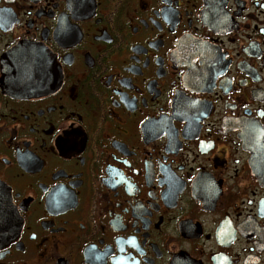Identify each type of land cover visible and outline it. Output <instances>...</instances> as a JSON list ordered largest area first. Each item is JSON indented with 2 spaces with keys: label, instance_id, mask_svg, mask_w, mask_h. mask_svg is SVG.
Segmentation results:
<instances>
[{
  "label": "flooded vegetation",
  "instance_id": "af4514ba",
  "mask_svg": "<svg viewBox=\"0 0 264 264\" xmlns=\"http://www.w3.org/2000/svg\"><path fill=\"white\" fill-rule=\"evenodd\" d=\"M0 264H264V0H0Z\"/></svg>",
  "mask_w": 264,
  "mask_h": 264
},
{
  "label": "water",
  "instance_id": "95a60500",
  "mask_svg": "<svg viewBox=\"0 0 264 264\" xmlns=\"http://www.w3.org/2000/svg\"><path fill=\"white\" fill-rule=\"evenodd\" d=\"M9 69H10V67L7 68V70H9Z\"/></svg>",
  "mask_w": 264,
  "mask_h": 264
}]
</instances>
